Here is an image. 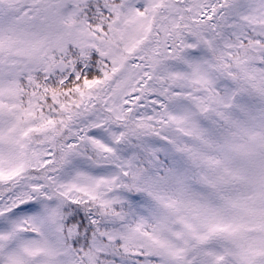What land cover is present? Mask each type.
<instances>
[{"label":"snow or ice","instance_id":"1","mask_svg":"<svg viewBox=\"0 0 264 264\" xmlns=\"http://www.w3.org/2000/svg\"><path fill=\"white\" fill-rule=\"evenodd\" d=\"M0 264H264V0H0Z\"/></svg>","mask_w":264,"mask_h":264}]
</instances>
